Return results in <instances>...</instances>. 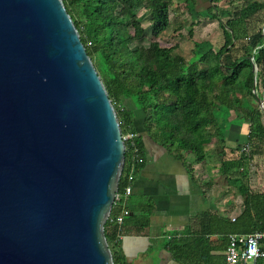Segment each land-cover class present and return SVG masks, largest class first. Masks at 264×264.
I'll return each mask as SVG.
<instances>
[{"label": "water", "instance_id": "water-1", "mask_svg": "<svg viewBox=\"0 0 264 264\" xmlns=\"http://www.w3.org/2000/svg\"><path fill=\"white\" fill-rule=\"evenodd\" d=\"M125 163L63 1L0 0V264H115L105 227Z\"/></svg>", "mask_w": 264, "mask_h": 264}, {"label": "trees", "instance_id": "trees-1", "mask_svg": "<svg viewBox=\"0 0 264 264\" xmlns=\"http://www.w3.org/2000/svg\"><path fill=\"white\" fill-rule=\"evenodd\" d=\"M62 1L106 87L122 132L138 134L135 119L141 111L144 129L177 159L184 162L192 154L206 166L207 158L218 154L221 177L237 187L244 210L235 220L213 216L210 232L220 234L228 247L232 234L264 231V192L250 184L252 161L264 157V113L259 105L264 100V0H205L201 7L197 0ZM224 2L227 7L219 6ZM140 10L148 16L146 23ZM206 21L219 23V44L197 38L196 28ZM147 31L150 43L140 45ZM185 36L186 42L177 41ZM232 114L239 124L249 125L248 146L228 160L224 137ZM212 144L213 153L208 149ZM138 145L137 173L142 166L140 138ZM129 163L126 154L118 193L128 185ZM129 198L123 226L108 222L105 227L115 264H129L120 236L132 225L136 233L150 227L152 207L132 212ZM122 208L115 206L112 216ZM170 251L179 263H193L195 255L187 245Z\"/></svg>", "mask_w": 264, "mask_h": 264}, {"label": "crops", "instance_id": "crops-1", "mask_svg": "<svg viewBox=\"0 0 264 264\" xmlns=\"http://www.w3.org/2000/svg\"><path fill=\"white\" fill-rule=\"evenodd\" d=\"M143 120V113L137 111L135 127L142 142V166L128 206L132 212L152 207V215L149 228L136 233L132 225L123 236L120 249L124 258L129 264H181L170 249L187 245L195 255L192 264H226V241L210 229L213 216L235 219L244 210L237 187L228 179L226 190L216 195L213 190L219 186L208 177L211 156L206 166L192 154L186 155L184 162L177 159L144 129ZM236 120L235 114L227 119L228 160L232 153L248 146L249 125ZM214 145L209 146L211 153ZM250 174L252 189L264 192V157L254 158Z\"/></svg>", "mask_w": 264, "mask_h": 264}, {"label": "built area", "instance_id": "built-area-1", "mask_svg": "<svg viewBox=\"0 0 264 264\" xmlns=\"http://www.w3.org/2000/svg\"><path fill=\"white\" fill-rule=\"evenodd\" d=\"M139 136L137 133L122 132V140L125 143L126 154L130 159V174L128 185L123 193L116 195L114 207L122 205V211L117 216H109L107 223L123 226L129 210L124 207L125 201L133 192V185L136 179V168L141 161V148L138 145ZM249 147H247V151ZM126 164V163H125ZM235 220V219H233ZM123 236L119 240L122 241ZM226 264H264V231H256L248 235L232 234L229 236V245L225 253Z\"/></svg>", "mask_w": 264, "mask_h": 264}, {"label": "rangeland", "instance_id": "rangeland-1", "mask_svg": "<svg viewBox=\"0 0 264 264\" xmlns=\"http://www.w3.org/2000/svg\"><path fill=\"white\" fill-rule=\"evenodd\" d=\"M227 1V0H226ZM205 3L204 0H197V6L201 7ZM219 6H226L227 7V2L219 3ZM140 17L142 18L143 23H146L148 20L147 14L140 10L139 12ZM227 18L223 19V22H225ZM187 30L185 31L184 34H186ZM196 36L198 39H209L212 40L215 44H219L221 42V29L219 26V23L217 21H206L204 24L196 28ZM179 42H186L187 38L186 36L177 39ZM150 43V32L147 31L146 37L139 42L140 45L143 46H148ZM186 49H189V45L186 44ZM225 138V137H224ZM210 149V147L208 148ZM212 150L210 149L209 152ZM208 177L210 180L212 179L213 181L216 182V185L218 184L219 187L214 188V193L217 195H222V192L226 190L225 186V179L221 177V171H220V156L218 154H214L211 156L210 164H209V170H208ZM208 180V179H207ZM215 185V186H216Z\"/></svg>", "mask_w": 264, "mask_h": 264}]
</instances>
